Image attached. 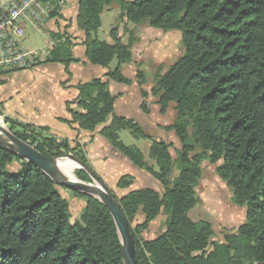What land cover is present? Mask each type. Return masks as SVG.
<instances>
[{
  "label": "trees",
  "instance_id": "obj_1",
  "mask_svg": "<svg viewBox=\"0 0 264 264\" xmlns=\"http://www.w3.org/2000/svg\"><path fill=\"white\" fill-rule=\"evenodd\" d=\"M46 1L52 6L50 19L59 17L62 0ZM115 2L122 19L165 32L178 30L185 46V53L165 71L162 66L150 75L137 71L145 113L150 112V95L161 113L175 105L173 122L163 127L178 137L181 147L175 155L172 143L154 139L134 119L115 115L116 96L103 78L78 85L79 109L68 102L71 119H62L88 131L106 124L100 134L162 186V192L145 187L121 197L113 194L134 235L137 263L264 264V0H79L77 25L86 35L88 61L109 67L116 60L108 79L131 84L121 66L133 60L134 31L125 26L126 43L118 27L110 31L112 43L96 36L102 13ZM52 36L58 41L45 63L68 66L78 61L70 36L60 32ZM149 80L153 85L147 91ZM4 119L17 137L44 155L73 152L89 165L79 145L47 133L48 127ZM126 130L137 139L151 140L149 159L138 146L124 143L120 133ZM14 161L20 165L15 172L7 169ZM204 161L218 164L217 174L232 190L234 203L246 209L244 222L222 241L212 239L211 223L189 216L198 203L196 188ZM76 174L91 182L86 171ZM133 179L123 175L117 187L129 188ZM73 193L85 201L75 221L69 200L50 176L0 149V264H124L109 210L92 196ZM139 214L144 220L134 228ZM161 216L163 232L142 238Z\"/></svg>",
  "mask_w": 264,
  "mask_h": 264
},
{
  "label": "crops",
  "instance_id": "obj_2",
  "mask_svg": "<svg viewBox=\"0 0 264 264\" xmlns=\"http://www.w3.org/2000/svg\"><path fill=\"white\" fill-rule=\"evenodd\" d=\"M61 2L63 4L61 5L60 16L50 19V31L53 33H66L70 36L73 43V57L78 61L71 62L68 66L63 63H43L31 69V72H15L3 79L1 78V112L4 117H9L21 123L36 127H48L47 133L59 138H66L73 146L79 145L84 151L89 165L102 178L104 183L109 180L112 181L116 189L123 192V196L131 190L140 189L135 187L136 178L141 173L144 174L145 171L134 166L100 134L101 129L106 124L99 125L94 131H88L80 129L77 124L69 125L62 121V119H71L67 103L71 102V108L79 109L77 105L78 85L94 78H103L108 81L110 92L116 96L115 115L134 119L150 136L164 141L169 138L172 144L179 142L178 137L174 131H166L163 127L173 122L176 115L175 105L171 104L165 113H161L160 107L156 103L157 99L150 95L148 98L150 112L145 113L141 107L143 97L141 87L137 81V70L140 61L135 59L134 53L133 60L121 66L122 73L129 77L132 83L123 84L108 79L107 74L117 67V61L114 60L109 67L94 65L88 61L86 46L83 44L86 35L77 25L79 0H62ZM107 8L101 15L102 22L104 14L106 13L109 16L111 10L117 11L118 18L119 10L111 9L110 6L109 10ZM124 22L129 23L125 19ZM119 36L122 37L125 43L127 42L128 36L124 35L122 29L119 31ZM51 41L57 44L58 40L53 38ZM105 41L113 42L110 34ZM152 85L153 83L150 81L145 84L144 89L150 91ZM163 132H166L167 138L163 136ZM150 145L151 141L149 139L145 150L136 145L143 151L147 159L146 153L149 152ZM126 174L133 176V184L129 188H118L119 179ZM146 174L148 177H145V179L150 181V177H153L147 172ZM154 182L158 186L159 183L156 180ZM159 186L162 187L160 184ZM154 189L158 190V188Z\"/></svg>",
  "mask_w": 264,
  "mask_h": 264
},
{
  "label": "rangeland",
  "instance_id": "obj_3",
  "mask_svg": "<svg viewBox=\"0 0 264 264\" xmlns=\"http://www.w3.org/2000/svg\"><path fill=\"white\" fill-rule=\"evenodd\" d=\"M110 8L119 10L118 18L117 11L111 10L109 16L105 13L101 28L98 30L96 36L100 40H106L109 37L111 29L115 26L119 28V31L120 29L124 31L125 26H127L128 29L133 30L137 41L133 45L132 50L135 55V59L140 61L138 69H142L149 75L150 73H154V71L159 66H162L165 71L185 53V46L182 42L180 31L172 30L165 32L161 29L151 27L148 23L135 25L134 23L129 22L126 24L124 22V19L120 17L121 8L119 3H113ZM107 10H109V7L107 8ZM50 27V20H48V23L44 24V27L42 28L43 30L39 29L36 25L28 23L26 33L22 38L23 46L26 49L30 50L46 49L51 39L54 38L52 36L53 32L50 31ZM52 27L54 28L55 26L53 25ZM124 35L128 36V34L125 32ZM31 71L32 70H26V72ZM4 118L5 117L3 116L0 107V122L7 128H10V124L7 123ZM159 118L161 117L159 116ZM19 128L20 127L17 126V129ZM121 133V139L125 144H136L141 147L142 150H145L148 143L147 138L137 139L133 137L128 130L122 131ZM147 134L149 135V133ZM163 136H165L166 138L168 137L166 132H163ZM167 141L168 143H170L169 138H167ZM180 147V142L172 144V154L175 155L176 149H179ZM70 153L75 154L73 152ZM146 154L148 156V151ZM217 166L218 164H212L209 161H204L202 163V176L196 188L198 203L189 212V216L194 221L204 220L211 223L214 231L212 239L222 241L224 240L227 233L234 232L244 222L246 218V209L245 207L239 206L234 203L233 192L227 185V183L222 180L217 174ZM19 167V162L14 161L13 163L8 165L7 169L15 172ZM78 170L79 169H74L73 172V175L76 178H78L76 174ZM145 177H148L146 172L144 174L141 173V175L136 178L135 187L143 188L150 186L152 188H158V190L160 189V192H162V187H160L159 184L158 186L154 184L155 180L153 178L149 176L151 180L147 181ZM105 184L113 192V194L118 197L122 196L123 192L117 190L112 181H106ZM59 190L62 196L69 200L71 220L75 221L84 209V199L76 196L73 191L68 188L59 186ZM143 220L144 216L142 214H139L137 218L132 222V227L135 228L136 225L143 222ZM164 221L165 216H161L157 220L153 221L150 224L149 228L142 232L141 237L145 239L157 237L165 229Z\"/></svg>",
  "mask_w": 264,
  "mask_h": 264
},
{
  "label": "water",
  "instance_id": "obj_4",
  "mask_svg": "<svg viewBox=\"0 0 264 264\" xmlns=\"http://www.w3.org/2000/svg\"><path fill=\"white\" fill-rule=\"evenodd\" d=\"M0 149L7 150L20 159L34 164L50 176L58 186L92 196L102 202L111 213L116 224L122 244L124 264H138L136 260L134 235L123 209L107 185L99 180L91 166L72 153H67L60 157H48L30 143L17 137L10 128H7L1 122ZM63 158L71 159L77 164V169L86 171L91 177V182L64 175L59 167V161Z\"/></svg>",
  "mask_w": 264,
  "mask_h": 264
},
{
  "label": "built area",
  "instance_id": "obj_5",
  "mask_svg": "<svg viewBox=\"0 0 264 264\" xmlns=\"http://www.w3.org/2000/svg\"><path fill=\"white\" fill-rule=\"evenodd\" d=\"M51 10L46 0H0V79L45 63L56 43L50 41L46 49L30 50L23 46L22 38L28 23L43 30Z\"/></svg>",
  "mask_w": 264,
  "mask_h": 264
},
{
  "label": "bare ground",
  "instance_id": "obj_6",
  "mask_svg": "<svg viewBox=\"0 0 264 264\" xmlns=\"http://www.w3.org/2000/svg\"><path fill=\"white\" fill-rule=\"evenodd\" d=\"M59 167L64 175L75 178L73 175L74 169H77V164L69 158H63L59 161Z\"/></svg>",
  "mask_w": 264,
  "mask_h": 264
}]
</instances>
